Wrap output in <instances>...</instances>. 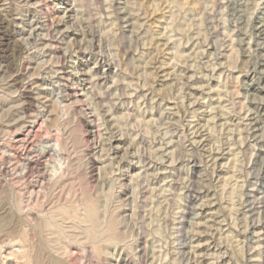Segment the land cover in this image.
I'll return each mask as SVG.
<instances>
[{"label": "rangeland", "instance_id": "374dc122", "mask_svg": "<svg viewBox=\"0 0 264 264\" xmlns=\"http://www.w3.org/2000/svg\"><path fill=\"white\" fill-rule=\"evenodd\" d=\"M0 264H264V0H0Z\"/></svg>", "mask_w": 264, "mask_h": 264}, {"label": "bare ground", "instance_id": "6f19581e", "mask_svg": "<svg viewBox=\"0 0 264 264\" xmlns=\"http://www.w3.org/2000/svg\"><path fill=\"white\" fill-rule=\"evenodd\" d=\"M55 145H56V144H55ZM89 204H91V203H89ZM93 204H94V203H93ZM93 204H92V206H93ZM96 205H97V203H96ZM89 206H90V205H89ZM94 208H95V207H94ZM94 208H91V209L94 210ZM86 209L88 210V208H85V210H86ZM93 210H92V211H93ZM92 211L90 210L91 213H92ZM94 211H95V210H94ZM76 213H78V212H76ZM91 213H90V214H91ZM78 214H79V213H78ZM76 215H77V214H76ZM87 215H88V214H87ZM95 215H96V214H95ZM73 216H74V214H73ZM75 217H76V216H75ZM84 217H86V216H84ZM87 217H88V216H87ZM91 217H94V215L91 216ZM77 218H79V217H77ZM88 219H89V218H88ZM88 219H87V220H88ZM85 220H86V219H85ZM87 220H86V221H87ZM89 220H90V219H89ZM92 220H95V219L92 218ZM92 220H91V221H92ZM51 221H52V220H51ZM77 222H78V220H77ZM87 222H88V221H87ZM75 223H76V222H75ZM78 223H79V222H78ZM70 225H71V224H70ZM74 225H75V224H74ZM71 226H72V225H71ZM76 227H79V226L76 225ZM69 228H70V227H69ZM73 228H74V227H73ZM74 229H75V228H74ZM76 229H77V228H76ZM65 230L67 231L68 229H65ZM69 230H70V229H69ZM71 230H72V229H71ZM94 230H95V229H94ZM68 232H70V231H68Z\"/></svg>", "mask_w": 264, "mask_h": 264}]
</instances>
